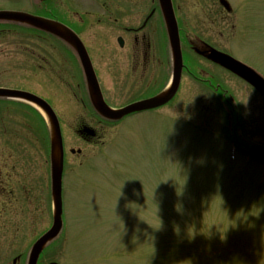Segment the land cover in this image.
<instances>
[{"label": "rangeland", "instance_id": "rangeland-1", "mask_svg": "<svg viewBox=\"0 0 264 264\" xmlns=\"http://www.w3.org/2000/svg\"><path fill=\"white\" fill-rule=\"evenodd\" d=\"M8 1L7 9L23 11L31 0ZM83 2L95 10L93 0ZM239 24L241 34L226 37L224 47L264 77V0ZM82 28L89 44L107 39L112 45L96 26ZM38 38L0 28V88L42 98L67 147L84 150L83 158H72L67 148L64 230L40 264H264V97L206 62L189 61L223 82L239 106L233 101L225 115L185 75L168 106L101 127L100 146L85 145L74 134L82 114H91L76 104L75 98L86 100L79 78L64 47L47 55L48 44ZM27 48L50 60L45 73L26 75ZM97 48L91 47L96 56ZM104 82L112 88L110 79ZM162 84L114 102L154 96ZM14 104L0 103V174L11 190L0 205V264L28 254L53 226L46 127L35 112Z\"/></svg>", "mask_w": 264, "mask_h": 264}, {"label": "flooded vegetation", "instance_id": "flooded-vegetation-1", "mask_svg": "<svg viewBox=\"0 0 264 264\" xmlns=\"http://www.w3.org/2000/svg\"><path fill=\"white\" fill-rule=\"evenodd\" d=\"M73 1L49 0L47 15L38 12V10L37 12L26 11L35 16L45 17L66 25L82 39L99 80L105 101L110 107L120 109L146 99L141 95L138 97L141 99L137 98L134 101L114 102L120 98L119 95L128 98L131 93L145 94L147 88L149 89L159 80L162 81L166 78L167 63L170 59L168 55L169 40L159 0H93L95 10L92 4L89 5L90 8L85 6L83 0H76L72 6ZM262 1L172 0L181 36L184 60L188 62L192 58L196 62H208L207 55L210 48L231 55L227 47H224L226 37L230 40L241 34L240 18L258 12ZM0 2L4 3L5 0ZM78 9L83 11L78 12ZM87 25H93L100 29V35H104L105 39L111 37L112 45L109 46L105 43L107 39L97 40L93 44H89L83 39L82 31H80L82 27L83 30ZM37 41L41 43L42 40L38 39ZM97 43L99 48L95 49L96 56L92 53L91 47H97ZM65 46L70 70L74 71L76 78H81L78 89L87 95L89 89L86 85L85 71L81 60L72 46L68 44ZM110 48L112 49L111 52ZM50 49L47 55L53 56L54 50ZM26 54L30 55L31 58L26 62V64L31 65V69L27 71L28 74L45 73V66L50 63V60L44 54L31 48H27ZM187 69H189L188 66H185V70ZM104 79H110L112 92L104 84ZM75 101L77 105L83 108V111L89 108L93 111L89 116L82 114L81 119H78L77 128L74 130L76 138L85 145L101 142V127L104 128L103 125L115 123L100 118L94 112V106L91 104L89 95L85 101H78L77 98ZM86 129L92 130L94 136L90 137L85 132ZM68 150L74 158L80 157L83 153L82 149L80 153L74 149L68 148ZM65 160L68 164L69 157L65 156ZM1 174L0 205L5 203L4 199L10 188L3 186L2 179L4 176ZM19 258L22 261V258Z\"/></svg>", "mask_w": 264, "mask_h": 264}, {"label": "water", "instance_id": "water-1", "mask_svg": "<svg viewBox=\"0 0 264 264\" xmlns=\"http://www.w3.org/2000/svg\"><path fill=\"white\" fill-rule=\"evenodd\" d=\"M46 1V0H41ZM162 5L165 10L166 21L168 25V30L171 39V46L174 55V78L172 84L160 95L132 105L121 111H113L109 109L104 103L101 91L92 69L86 67V57H82L83 62L87 71V79L91 87V93L93 99L96 103V108L99 113L105 118L111 120H121L124 117L131 115L133 113L143 112L147 110H153L160 108L176 96L182 79L183 71V59L180 47V40L178 35L177 24L175 21L172 5L170 0H161ZM0 20L15 21L20 23H25L32 25L42 31L51 32L59 37L71 41L78 49L82 50L83 46L80 40L72 35L70 32H67V29L61 28L58 24H54L48 20L35 18L33 16L22 14V13H11V12H2L0 13ZM81 56H82V52ZM214 62L223 65L225 68L230 71L237 73L259 91L264 93V81L255 75L252 71L247 68L237 64L236 62L226 58L221 57L217 53H213L210 56ZM88 61V60H87ZM89 62H87V65ZM21 99L33 103L41 108V110L47 115L49 120V125L51 128V147H52V196H53V206H54V224L52 229L46 233L32 248L28 264H38V260L43 253L44 249L54 240H56L62 230H63V171H64V150H63V140L59 122L57 117L51 107L41 99L34 97L32 95L21 93L17 91H9L0 89V99ZM55 264V263H53Z\"/></svg>", "mask_w": 264, "mask_h": 264}]
</instances>
